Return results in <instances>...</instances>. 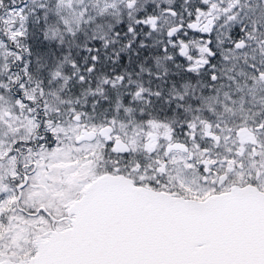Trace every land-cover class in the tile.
I'll use <instances>...</instances> for the list:
<instances>
[{
	"label": "snow or ice",
	"instance_id": "1",
	"mask_svg": "<svg viewBox=\"0 0 264 264\" xmlns=\"http://www.w3.org/2000/svg\"><path fill=\"white\" fill-rule=\"evenodd\" d=\"M0 264H264V0H0Z\"/></svg>",
	"mask_w": 264,
	"mask_h": 264
}]
</instances>
